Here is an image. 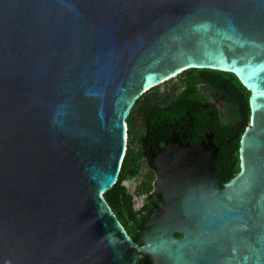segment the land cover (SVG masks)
Returning a JSON list of instances; mask_svg holds the SVG:
<instances>
[{
    "label": "water",
    "instance_id": "water-1",
    "mask_svg": "<svg viewBox=\"0 0 264 264\" xmlns=\"http://www.w3.org/2000/svg\"><path fill=\"white\" fill-rule=\"evenodd\" d=\"M189 68L249 91L239 170L161 150L134 242L104 197L148 89ZM180 234V236L177 235ZM264 264V0H0V264Z\"/></svg>",
    "mask_w": 264,
    "mask_h": 264
},
{
    "label": "trees",
    "instance_id": "trees-1",
    "mask_svg": "<svg viewBox=\"0 0 264 264\" xmlns=\"http://www.w3.org/2000/svg\"><path fill=\"white\" fill-rule=\"evenodd\" d=\"M175 76L180 78L178 84L182 85V89L178 90L175 96L170 93H161V83L148 89L134 103L126 120L128 143L119 175L115 184L104 192L105 199L136 243H139L136 227L141 226L144 220V217H141V212L145 207L149 206H141L138 209H134V196H146L148 194L151 187V178L146 176V173L143 174L142 179L135 187V195L128 190L123 181L139 175L141 160L146 164L145 158L149 154L151 132L154 126H156L160 139H163V136L171 128L173 129L168 124L174 121L181 125L180 129L183 132V113H185L186 129L184 131L187 135H196V128L198 126L206 128L210 120L216 122V128L220 131L224 129L226 125L223 124L222 111L212 104L208 105L210 107H206V96L202 95V89H218L221 96L228 98L231 90L241 88L244 90L242 101L249 107V91L233 73L207 68H189ZM169 81L170 79L165 82ZM175 88L177 87H173V89ZM148 96L150 97L148 98ZM236 96L239 98L238 94ZM145 97L147 99L142 108L143 120L138 128L135 127L134 112L137 104ZM134 140L138 144L137 161L132 157ZM230 175L231 172L228 171V176Z\"/></svg>",
    "mask_w": 264,
    "mask_h": 264
},
{
    "label": "flooded vegetation",
    "instance_id": "flooded-vegetation-1",
    "mask_svg": "<svg viewBox=\"0 0 264 264\" xmlns=\"http://www.w3.org/2000/svg\"><path fill=\"white\" fill-rule=\"evenodd\" d=\"M181 89L182 85L178 84L177 88H172L167 93L175 96L178 90ZM201 93L202 95L206 96V107H210L208 105L212 104L218 110L222 111L223 124H225L226 126L220 131L216 128V122L214 120H210L206 128H204L203 126H198L196 128V135H187L184 131V129H186L185 113H183V132H181L180 129L181 125L177 124V121H174L173 123L168 124L169 126L173 127V129L171 128L170 131L163 136V139H160L156 126H154L151 132V144L148 150L149 154L145 158L147 165L145 175L151 178V187L148 194L146 196H143L142 206H149L145 207L141 212V217L143 216L144 219L150 214L152 205L161 204L157 197H162L163 193L155 195L154 193H151V190L153 188L152 183L155 179L156 169L159 165L161 150L164 149L166 141L177 138L183 144L190 143L192 145H198L202 140H207V137H210L211 143L216 149V155L214 158L215 175L219 179V183L221 186L239 170L240 138L245 128L250 123L249 107H247V105L242 101L244 90L241 88L233 89L230 91V94H228V98H224L223 96H221L218 89H202ZM236 94H238L239 98H237ZM218 104L221 105V108L218 106ZM228 171L231 172L230 176H228ZM143 228L144 220L141 226L136 227L137 233ZM177 235L180 236L179 233H177ZM139 262L140 264H147L146 257L141 256Z\"/></svg>",
    "mask_w": 264,
    "mask_h": 264
},
{
    "label": "rangeland",
    "instance_id": "rangeland-1",
    "mask_svg": "<svg viewBox=\"0 0 264 264\" xmlns=\"http://www.w3.org/2000/svg\"><path fill=\"white\" fill-rule=\"evenodd\" d=\"M180 82V78L177 76H174L173 78L170 79L169 82H164L160 86V92L161 93H167L170 89L173 87H177L176 85ZM150 96H148L149 98ZM147 98H143L136 106L135 112H134V121H135V127H140L141 122H142V108L143 104L145 103V100ZM215 99V98H214ZM216 102V101H215ZM218 106L221 108V105L218 104ZM132 157L137 161L138 159V144L136 143V140L133 142V147H132ZM146 172V164L141 160V168L139 175L135 178L128 179L123 181V184L128 188V190L135 195V187L139 183V181L142 179L143 173ZM143 203V196L135 195L134 196V204L133 207L134 209H138L142 206Z\"/></svg>",
    "mask_w": 264,
    "mask_h": 264
}]
</instances>
